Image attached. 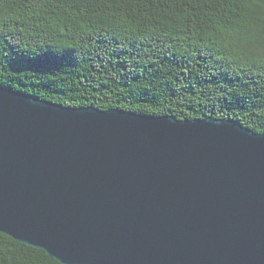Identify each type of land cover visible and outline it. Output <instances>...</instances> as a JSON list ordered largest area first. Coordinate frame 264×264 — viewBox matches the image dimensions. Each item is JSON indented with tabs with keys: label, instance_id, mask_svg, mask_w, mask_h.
I'll return each instance as SVG.
<instances>
[{
	"label": "water",
	"instance_id": "1",
	"mask_svg": "<svg viewBox=\"0 0 264 264\" xmlns=\"http://www.w3.org/2000/svg\"><path fill=\"white\" fill-rule=\"evenodd\" d=\"M0 233L61 264H264V134L0 87Z\"/></svg>",
	"mask_w": 264,
	"mask_h": 264
},
{
	"label": "trees",
	"instance_id": "2",
	"mask_svg": "<svg viewBox=\"0 0 264 264\" xmlns=\"http://www.w3.org/2000/svg\"><path fill=\"white\" fill-rule=\"evenodd\" d=\"M0 87L264 134V0H0ZM0 264L61 263L0 233Z\"/></svg>",
	"mask_w": 264,
	"mask_h": 264
},
{
	"label": "bare ground",
	"instance_id": "3",
	"mask_svg": "<svg viewBox=\"0 0 264 264\" xmlns=\"http://www.w3.org/2000/svg\"><path fill=\"white\" fill-rule=\"evenodd\" d=\"M151 115V114H150Z\"/></svg>",
	"mask_w": 264,
	"mask_h": 264
}]
</instances>
